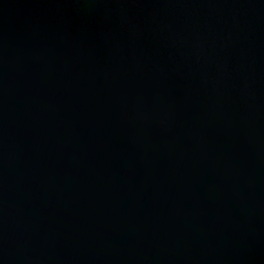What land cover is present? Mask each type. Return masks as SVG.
Returning a JSON list of instances; mask_svg holds the SVG:
<instances>
[{"label":"water","instance_id":"water-1","mask_svg":"<svg viewBox=\"0 0 264 264\" xmlns=\"http://www.w3.org/2000/svg\"><path fill=\"white\" fill-rule=\"evenodd\" d=\"M0 264H264V0H0Z\"/></svg>","mask_w":264,"mask_h":264}]
</instances>
